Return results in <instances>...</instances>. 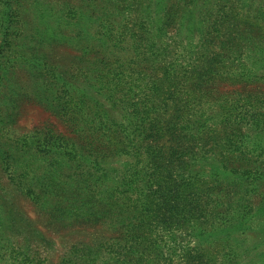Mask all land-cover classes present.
I'll list each match as a JSON object with an SVG mask.
<instances>
[{
	"label": "rangeland",
	"instance_id": "374dc122",
	"mask_svg": "<svg viewBox=\"0 0 264 264\" xmlns=\"http://www.w3.org/2000/svg\"><path fill=\"white\" fill-rule=\"evenodd\" d=\"M136 263L264 264V0H0V264Z\"/></svg>",
	"mask_w": 264,
	"mask_h": 264
},
{
	"label": "trees",
	"instance_id": "16d2710c",
	"mask_svg": "<svg viewBox=\"0 0 264 264\" xmlns=\"http://www.w3.org/2000/svg\"><path fill=\"white\" fill-rule=\"evenodd\" d=\"M154 126H156V125H154ZM87 147L90 148L92 155H97V156L105 154V153H113L114 151H116V148H114V142H111V141H110L109 145H104V144L95 145L94 143H90L89 146L87 145ZM157 155H160V152H158ZM151 191H153V190L151 189ZM160 192L161 191H159V193ZM165 198H168V197H165ZM150 199L152 201V198H150ZM180 205H181V203H174V206L177 209L179 208ZM170 211L176 212V210L172 207L170 208ZM119 212H120V209H119ZM116 215H118L121 219L128 218V216H126V215H121V212H120V214L116 213ZM138 228H139V226H133V228H129V230H127V233L125 236V238H127V242L130 239H135V236H137L139 234L140 228L139 229ZM130 261L131 260H129L128 262H130Z\"/></svg>",
	"mask_w": 264,
	"mask_h": 264
}]
</instances>
